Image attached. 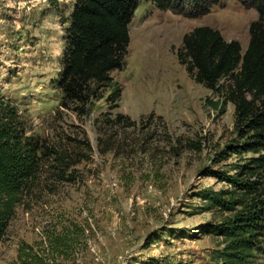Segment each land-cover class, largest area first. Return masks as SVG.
<instances>
[{"label": "rangeland", "instance_id": "1", "mask_svg": "<svg viewBox=\"0 0 264 264\" xmlns=\"http://www.w3.org/2000/svg\"><path fill=\"white\" fill-rule=\"evenodd\" d=\"M74 4L0 0V105L15 107L25 138L41 147L38 185L0 241V264H13L23 244L55 264H217L224 238L204 226L233 212L210 208L202 191L234 190L217 172L234 174L256 154L228 149L214 160L244 141L227 97L232 81L206 88L177 51L186 33L208 25L244 52L257 10L221 0L187 18L140 1L126 65L81 101L58 85ZM61 237L67 247L57 252ZM253 254L249 264H264V239Z\"/></svg>", "mask_w": 264, "mask_h": 264}, {"label": "trees", "instance_id": "2", "mask_svg": "<svg viewBox=\"0 0 264 264\" xmlns=\"http://www.w3.org/2000/svg\"><path fill=\"white\" fill-rule=\"evenodd\" d=\"M140 1L75 0L65 29L66 46L58 81L67 98L88 99L90 92L111 83L114 70L124 68L131 42L130 24ZM145 1L187 18L206 15L221 3V0ZM239 1L258 12V18L250 24V41L244 52L238 40L228 41L218 29L208 25L186 33L177 51L179 62L206 88L218 90L222 79L232 81L227 97L235 105L236 124L244 141L241 145H229L214 160L223 158L228 149L233 153L256 154L235 165L234 174L217 172L218 178L228 181L234 190L202 191L210 208L233 212L220 222L204 226L206 234L224 238L217 264H249L264 239V0ZM117 95L120 96V90ZM17 114L9 103L5 107L0 105V241L17 207L38 185L41 168L39 142L25 138ZM118 116L127 126L138 124L130 115ZM155 117L163 121L155 112L150 113L149 118ZM55 240L52 246L57 252L67 247L66 238ZM55 262L54 254L33 253L28 244H23L13 264Z\"/></svg>", "mask_w": 264, "mask_h": 264}]
</instances>
